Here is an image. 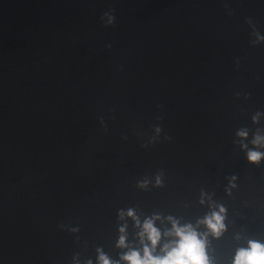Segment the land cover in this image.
Masks as SVG:
<instances>
[{"label": "water", "instance_id": "95a60500", "mask_svg": "<svg viewBox=\"0 0 264 264\" xmlns=\"http://www.w3.org/2000/svg\"><path fill=\"white\" fill-rule=\"evenodd\" d=\"M253 25L264 0H0V264H128L149 218L154 255L169 217L207 234L213 264L264 242ZM213 212L219 237L199 223Z\"/></svg>", "mask_w": 264, "mask_h": 264}, {"label": "clouds", "instance_id": "9594fccd", "mask_svg": "<svg viewBox=\"0 0 264 264\" xmlns=\"http://www.w3.org/2000/svg\"><path fill=\"white\" fill-rule=\"evenodd\" d=\"M104 15L109 17V24H113L116 21L115 15L108 12H105ZM248 23L253 24L251 18H249ZM253 28L254 31L252 34L256 36V39L252 41L253 44L264 42V35H260L259 31H255V25H253ZM108 47L110 48L111 45H108ZM239 95L240 93H237V96ZM261 115H264V112L257 111L252 116L253 122H259ZM156 130L159 132L161 129L157 127ZM238 135L246 138L248 136L247 129H241ZM168 139H171V137H168ZM252 144L256 146L264 144V135L257 132L255 138L252 140ZM243 147L248 148V145L243 144ZM247 157L250 162L259 163L261 159L264 158V152L258 151L255 148L249 149ZM160 183L161 181L158 177L157 184ZM146 184L147 181H144L141 182L140 186L144 187ZM224 211L225 209L221 207L220 212ZM220 212H213L199 222L206 224L210 232L216 237H219L225 229V224L223 223L224 217ZM123 215L124 213L121 212V217H123ZM127 215L136 218L135 212L132 209L128 210ZM156 218L158 219L159 217ZM169 220L172 222V228L168 230L166 235L176 237V239L163 245L162 255L153 254V250L161 241L162 233L161 230L156 227L154 220L149 218L143 222L142 231L139 235L142 243H144L146 237L147 240L151 242V246L144 243L143 255H141L140 250L133 248L124 253L121 259L127 261L128 264H213L207 251V234L199 233L191 224L180 225L179 222L172 217H169ZM136 223L138 226L140 225L138 218H136ZM73 231H78V229H73ZM120 231L124 232L125 228L122 227ZM118 246L127 247L125 236L122 235L119 238ZM98 251L100 252L98 257L99 264H114L102 250L98 249ZM88 264H92V262L89 261ZM115 264H119V262H115ZM233 264H264V242L250 239L246 247L237 249Z\"/></svg>", "mask_w": 264, "mask_h": 264}]
</instances>
